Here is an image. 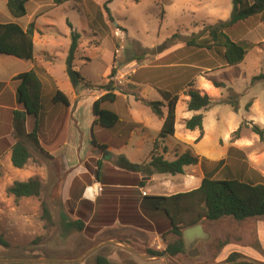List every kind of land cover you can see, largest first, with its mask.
<instances>
[{
  "label": "rangeland",
  "instance_id": "rangeland-1",
  "mask_svg": "<svg viewBox=\"0 0 264 264\" xmlns=\"http://www.w3.org/2000/svg\"><path fill=\"white\" fill-rule=\"evenodd\" d=\"M36 1L38 0L28 2L30 12H33ZM0 8L10 15L6 0H0ZM232 10V0H71L63 6L54 7L41 19V25L52 21L54 26H42L46 41L44 44L38 42L37 45H50L55 55L54 67L58 73H62L61 57L71 42L70 29L73 28L80 33L81 45L74 62L75 68L88 81L100 84L106 80L109 67L116 65L117 74L114 77L118 76V81H122V84L118 82L115 87L117 92L122 91L127 77L133 75L145 62L161 57L163 63H178L177 67L164 70L170 76L181 75L176 83L167 84L169 88L174 86L180 96L179 133L187 132L181 123V117L187 111L186 89L193 83V87L208 93L213 101L210 108L200 111L204 115L205 134L201 140L196 141L195 151L207 156L212 165L217 167L213 173L217 179L236 178L248 182H264V140L251 128L255 123L264 130V79L253 82L254 76L264 72V12L227 29V34L234 41L254 45L241 64L226 65L222 49L199 50L186 46L187 39L193 34L200 33L219 20H228ZM40 50L41 47L38 46L37 56H42ZM83 56L90 60L83 59ZM133 57L140 59L124 68L120 67ZM213 80L224 82L225 87H214ZM232 91L239 95L238 111L226 103L233 94ZM156 96L157 91L149 89L145 99L163 100V96L162 99H156ZM45 99L50 100V97ZM4 102L6 105L15 102L14 95ZM248 102H253L250 108L247 107ZM18 109H23V106L18 104ZM34 120L33 116H27L28 131L32 130ZM238 130L240 138H236L235 131ZM100 137L106 138L105 133L100 134ZM14 143L13 129L9 138H0V234L9 243V246L0 244V258L57 260L0 261V264H97L96 257L105 256V251H109L111 245L131 250L141 259L162 261V264H234L242 260L264 264L263 257L259 259L257 256H264V241H257L253 223H259L258 219H264V216L245 220H236L231 216L218 220L203 218L200 222H203L205 230L211 234V239L198 242L200 255L197 257H191L187 252L172 257L166 254L168 259L149 257L162 255L149 253V249L163 251L166 245L161 248L155 244L150 246L148 242L136 245L129 240H120L128 244L126 247L117 242H100L109 233L126 238V232L122 231L107 232L90 240L89 237L98 228L88 226L80 231L72 223L65 222L66 218H70L63 197L66 187L65 166L50 154L40 153L38 148L29 144L32 157L23 168H16L12 164L10 153ZM42 144L44 147L48 146V143ZM66 149L67 147H63L62 150ZM104 152L106 150L98 151L99 157ZM174 156L172 154L169 158L173 159ZM222 159L223 162L220 163ZM96 161L92 157L86 163L88 167H93ZM31 177H38L42 182L40 196L16 198L8 193V188L15 181H26ZM77 200L74 194L68 200L71 209L77 207ZM42 203H46L50 209L53 217L51 225L42 217ZM85 203L86 201H81L78 204L86 209ZM132 236L145 241L141 235L133 233ZM169 237L170 234H167L163 239L166 244L179 238L177 235L173 239ZM98 243L100 245L96 249L78 259ZM224 250L230 251V254L239 252L241 255L234 261H226L230 254L224 258ZM122 258L121 264H136L128 257Z\"/></svg>",
  "mask_w": 264,
  "mask_h": 264
},
{
  "label": "crops",
  "instance_id": "crops-1",
  "mask_svg": "<svg viewBox=\"0 0 264 264\" xmlns=\"http://www.w3.org/2000/svg\"><path fill=\"white\" fill-rule=\"evenodd\" d=\"M26 6L27 14L22 18H14L11 14L7 15L0 8V18L4 19L0 20V23L15 22L23 29H26L29 23L35 22V59L46 69L54 84L69 99L70 104L68 106L62 103L55 104L52 101L54 95L53 87L50 86L45 91V97H50V100L45 99V143H48L45 148L54 159L65 166L66 187L63 197L65 208L70 214V218L65 220L66 224H70L76 219H83L85 228L87 226L98 228L94 235L89 237L90 240L99 238L107 232L122 231L126 232V238L109 233L104 238H101L100 242L105 241L108 243L114 240H129L136 245H141V242H148L150 246L155 244L156 247H165L166 243L163 241L161 229L163 227L167 229L169 222L161 211L155 210L145 200V197L173 195L197 188L205 176L215 178L213 173L217 168L212 165V161L207 156L198 154L194 149L199 130L186 128L187 132L184 134L179 133L178 104L174 136L160 139L158 137L163 125V119L157 117L152 109L142 102L149 89L157 91L156 99H162L163 91L176 93V88L174 86L169 88L167 84L168 82L176 83L181 75L170 76L166 74L167 71L164 69L175 68L178 63H163L161 62V57H156L151 62H145V64L140 65V69L133 75L128 76L124 81L122 91L117 92L115 90L116 100L102 104L103 108L117 113L120 118L119 123L113 128H103L98 124H94L93 104L107 91L98 88L83 89L74 87L66 72V59L71 42L66 46L65 53L61 57L63 63L61 67L62 73H58L54 67L55 55L50 45H47V43L45 45H37L38 42L44 44L46 41L45 31L42 30V26H54L52 21H46L44 25H41L40 21L56 6L53 2L47 0L36 1L33 12L29 11L28 2ZM72 29H70V36ZM38 46L41 47L42 56H37ZM117 57L116 55L115 58L117 59ZM82 58L90 60L87 56ZM136 59L140 58H130L120 67L124 68L128 64H132ZM34 65V62L30 60L0 54V138H9L12 133V114L15 109H18L16 92L19 80H17V76L32 69ZM113 66L116 67L114 64ZM112 67H109L107 76L111 73ZM117 84V81H115V87ZM7 93L9 94L7 95ZM12 94L15 97V102L6 105L4 101L9 99V97L11 99ZM185 97H187L185 98L187 102L188 96L185 95ZM164 111L166 112V108H164ZM200 111H189L187 109L185 115L181 117V123L185 126V121L200 113ZM103 133H105L106 138L100 137V134ZM93 134L98 142L108 146L101 157L98 154L100 150L92 145ZM157 140L158 145L155 147ZM41 143H43L42 140ZM63 147H67V149L62 150ZM187 152L198 157V162L185 166L183 173L175 175L157 172L147 173V171L128 172L113 164V161L119 155H124L131 162L147 167L154 153L163 155L165 159L172 161ZM172 154H175L173 159L169 158ZM92 157L96 158L97 161H102L103 166L99 179L95 175L96 163L95 165L92 164L93 167L91 168L86 163ZM140 181H143L145 185L140 186ZM96 182L103 186L102 193L95 198H87L84 194L85 188ZM144 191L147 192L146 195H143ZM73 194L78 200L77 207L71 209L68 200ZM81 201H86V209L78 204ZM258 220L259 223H256L257 221H253V223L257 241L261 242V240L264 241V219ZM133 233L143 236L145 241L138 237H133ZM169 238L173 239L174 234H170ZM111 247L109 251H105V256L110 260L111 264H121L124 256L132 259L136 264H162V261L153 262L141 259L131 250L130 252L118 247L117 249L115 245H111ZM228 254H230V251L225 252L224 250V258ZM257 256L259 259L261 257L264 259V256ZM256 260L258 261V258Z\"/></svg>",
  "mask_w": 264,
  "mask_h": 264
},
{
  "label": "trees",
  "instance_id": "trees-1",
  "mask_svg": "<svg viewBox=\"0 0 264 264\" xmlns=\"http://www.w3.org/2000/svg\"><path fill=\"white\" fill-rule=\"evenodd\" d=\"M31 0H7V7L10 14L14 18H22L27 14V2ZM71 0H52L55 6H60ZM113 0H107L112 2ZM140 1V0H136ZM233 10L228 20H219L212 26L206 27L200 33L193 34L186 41V46L199 50L222 49V55L226 65L241 64L250 49L254 45L243 41H234L228 34L227 29L236 23L248 19L264 12V0H232ZM106 10L109 12L107 4ZM164 12V11H162ZM69 25L70 22L67 21ZM71 27H73L71 25ZM36 30L35 22L29 23L26 29H23L15 22L0 23V54L15 56L20 59L30 60L34 62V67L17 76L19 84L17 87V101L23 106V109H15L13 111L12 126L15 143L11 148V161L16 168H23L28 160L32 157L29 144L39 149L40 153L49 155L41 140L45 142V91L52 86L54 95L53 103H62L69 105L67 95L60 90L53 82L51 76L46 69L41 66L35 59L34 55V33ZM80 44V33L72 29L71 45L66 59V72L76 88H98L107 92L100 96L93 104L94 124H98L103 128L111 129L116 126L120 118L117 113L102 107L105 102H114L117 98L115 93L114 76L117 74V68L112 67L111 73L106 80L100 84H93L88 81L74 65L75 55ZM264 79V72L253 77V82ZM51 83V84H50ZM213 86L216 88H224V82L213 80ZM233 92V91H232ZM187 109L189 111H200L211 107L213 101L211 96L202 92L200 89L193 87L190 83L186 89ZM163 100H147L142 102L149 106L153 113L163 119V125L159 133L160 139L174 136L176 132V108L179 102V93L162 92ZM239 95L233 92L226 103L238 111ZM253 102H248L247 107L250 108ZM166 108V112L164 111ZM34 117V125L31 131L26 129L27 116ZM204 115L198 113L185 121V127L189 130H199V136L196 141L204 137L203 126ZM252 130L258 134L261 140H264V130L257 124L253 123ZM236 138H240L239 130L235 131ZM159 140V139H158ZM155 142V147L158 145ZM92 145L100 151L107 149V145L98 142L93 134ZM198 157L193 156L189 152L179 156L175 160H167L163 155L153 154L152 159L147 167L131 162L126 156L119 155L113 162L119 168L128 172L147 171L157 173L180 174L184 172L185 166L196 164ZM223 160L220 161L222 163ZM97 169L95 170L96 178L101 176L102 161H96ZM91 168V167H90ZM152 168V169H151ZM140 186H144V182H139ZM42 191V182L38 177H31L26 181H15L9 188L8 193L16 198L40 196ZM145 200L151 204L155 210L163 213L169 222L166 229H161V234L165 240L167 234L177 235L179 238L166 244L163 251L149 249L152 254H167L176 256L185 253L183 229L192 226L203 218L208 220H218L224 216H231L236 220H244L250 217L264 216V182H248L236 178L217 179L205 176L201 184L192 190L180 192L173 195L163 196H147ZM42 217L50 225L53 224V217L46 203H42ZM76 230H84L85 221L76 219L72 222ZM88 227V226H87ZM98 230V229H97ZM96 232V231H95ZM94 234L91 235V237ZM0 244L9 246L8 241L0 234ZM239 252H232L226 261H234ZM97 264H111L110 260L103 255L96 257ZM234 264H258L256 261L242 260Z\"/></svg>",
  "mask_w": 264,
  "mask_h": 264
},
{
  "label": "water",
  "instance_id": "water-1",
  "mask_svg": "<svg viewBox=\"0 0 264 264\" xmlns=\"http://www.w3.org/2000/svg\"><path fill=\"white\" fill-rule=\"evenodd\" d=\"M211 239V234L205 230L203 222H198L192 226L185 227L183 229V240H184V249L190 255L191 257H197L200 255V250L197 247L198 242L200 241H209ZM120 243L126 247H128V244H126L123 241H112ZM100 244H96L94 247H92L89 251L84 253L80 258L82 259L84 256L89 254L91 251L96 249ZM132 249V248H130ZM133 250V249H132ZM164 257L165 259H168V256L166 254L162 255H151L149 257ZM248 260H252L249 257H245ZM49 260H57V259H42V258H0V261H28V262H36V261H49ZM216 264H226V263H216Z\"/></svg>",
  "mask_w": 264,
  "mask_h": 264
},
{
  "label": "built area",
  "instance_id": "built-area-1",
  "mask_svg": "<svg viewBox=\"0 0 264 264\" xmlns=\"http://www.w3.org/2000/svg\"><path fill=\"white\" fill-rule=\"evenodd\" d=\"M114 78H115L114 80H116L117 83L120 82L122 84V81H118V76L114 77ZM117 86H118V84H117ZM102 191H103V186L99 182H96V183H93L92 185H88L85 188L84 194L87 198H95L96 196L100 195L102 193ZM88 192H90V194H91L90 196H88ZM146 194H147V192L144 191L143 195H146Z\"/></svg>",
  "mask_w": 264,
  "mask_h": 264
},
{
  "label": "bare ground",
  "instance_id": "bare-ground-1",
  "mask_svg": "<svg viewBox=\"0 0 264 264\" xmlns=\"http://www.w3.org/2000/svg\"><path fill=\"white\" fill-rule=\"evenodd\" d=\"M91 194H90V192H88V196H90Z\"/></svg>",
  "mask_w": 264,
  "mask_h": 264
}]
</instances>
